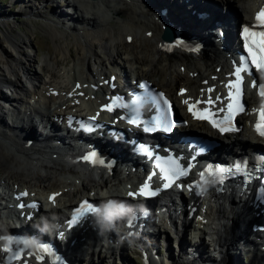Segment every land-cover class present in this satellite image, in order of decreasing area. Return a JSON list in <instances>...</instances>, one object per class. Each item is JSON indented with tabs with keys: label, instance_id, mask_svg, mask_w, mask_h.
<instances>
[{
	"label": "bare ground",
	"instance_id": "bare-ground-1",
	"mask_svg": "<svg viewBox=\"0 0 264 264\" xmlns=\"http://www.w3.org/2000/svg\"><path fill=\"white\" fill-rule=\"evenodd\" d=\"M46 1L48 0H27L28 9L22 4L19 10L35 12V5L40 2L46 3ZM57 1L61 4L66 3L65 7L69 11L65 13L61 10L56 11L52 16L51 13L48 15L50 21L46 24L47 32L55 42V49L52 56H47L45 60V73H47L45 79L29 80L30 77L25 78L22 75L25 81H21L20 74L28 75L30 71L31 57L26 51L30 47L28 35L22 34L21 38L14 36L13 25L9 21L5 23L0 21V25L4 27L0 36V84L12 90V95H8L10 97L0 93V186L3 188L0 192V223H2L0 234L4 232L2 227L5 226L4 217H1V214H4L2 211L8 209L7 211L11 212L8 202L18 187L27 188L31 196L40 199H46L47 195L53 191L60 193L56 200L57 205L61 206L80 199L81 195L89 194L98 186H105L112 182L120 184L121 181L127 183L128 179L131 181V177L136 176L133 174L127 175L126 178L122 177L120 169L125 166L124 161L132 160V155L122 146H120L122 150L118 149V145V148L112 145L113 149H106L103 144H96L99 154L103 156L102 160L105 161L103 165H95L91 161L82 162L80 158L75 160L89 150L84 144L87 143L88 137L74 136L75 140L65 139L63 135L65 129L52 122H50L52 129L47 130L44 118L45 115L48 118V114L44 108L49 109L50 104L59 101L58 107H55L57 115L54 118L62 125L66 121V116L76 107H81L85 112L95 110L108 92L111 84L108 80L109 75L118 71L126 75L132 73L138 78L146 77L159 89L172 94L177 99L174 100L182 115L183 110L179 99L195 95L199 89H205L215 80L224 79V75L230 69L231 49L234 50L233 37H228L224 31V37L219 38L221 41L217 42L205 20L198 18L191 11L193 9L200 12L206 11L208 13L206 21L223 20L228 15L231 16L230 13L227 15L222 11L223 6L233 1L236 5L235 13L245 20L250 17L254 4V0H198L197 5L193 7L180 0ZM46 6L48 5H44L45 8ZM39 12L36 11L41 15ZM68 14L71 16H67ZM66 17L69 18L65 20ZM156 25L158 29L154 30ZM166 26L176 30L173 37H165L171 45H168L162 37ZM223 28L222 25L220 29ZM188 34L193 35L195 39L189 38ZM127 36H132L129 43L123 41ZM178 36L183 43L179 42L176 45ZM204 43H214L215 51H218L219 55L215 52L198 55L201 45H206ZM71 44L74 49L70 48ZM185 44L190 46L185 48ZM127 47L133 48V53L130 56L127 54L121 56L120 49ZM7 48H11V52L7 51ZM169 52L173 54L168 55ZM176 52H181L184 57H180ZM148 53H151V56L147 55ZM16 54L24 56L26 64L20 61ZM203 55L205 56L202 57ZM59 59L61 61H58ZM183 64L185 67L182 69ZM180 69L184 71L181 72ZM205 80L207 84H204ZM77 84L81 87L78 88ZM89 86L94 87V91ZM183 86L188 88L187 94L177 95V91ZM5 115L8 116V121H5ZM242 118L244 123L246 117L242 116ZM189 125L202 128L215 136L223 146L221 154L228 156L241 154L254 147L258 141L246 125L240 133L223 137L207 129L205 123L190 122ZM109 150L111 153L107 154ZM110 158L115 160L112 166L109 165ZM17 171L20 172L17 173ZM248 197L245 193L239 195L235 191L224 192L214 197L212 201L209 200L210 205L203 209L205 214L203 222L190 218L186 214L182 216L180 226L179 223L174 226V222L169 221V226L174 227L175 233L179 236V248H177L179 254L185 253L184 259L188 257L190 260H195L197 264H225L224 261L232 264L230 259L233 260L236 256L231 250L234 247L238 248L241 242L245 243L251 236L259 234L258 242L256 244L251 242L250 245H254V257L256 253L260 255L262 253L256 250L257 248L263 251V256L256 257V259L259 258L256 264H264V232L259 233L252 227L253 220L258 219L260 215H254L258 210L248 204L250 200ZM50 205L51 203L44 202V206ZM184 211L187 210L184 208ZM199 212L200 209H197L195 216ZM172 213L173 211H169L170 215ZM164 222L168 226V222ZM191 223L198 227L202 225L209 230L211 233L209 243H213L212 252L205 247L207 243L203 240L204 235L200 231H196L193 245L188 246L190 253L183 247L186 244L181 246V242L185 240L183 232L192 227ZM127 230L129 228L111 230L108 235L95 239L94 244L99 245L98 242L106 238L111 246L115 245L118 250L126 244L129 246L126 239L120 238ZM134 231L137 234L138 230L134 229L133 235ZM159 231H161L159 227L151 231L142 229L133 241L143 238V244L147 247L137 246L141 248V253L145 252L148 264H153L156 260L161 262V259L165 257L150 258L154 252L153 248L155 253L156 248L149 238L156 237L157 242L158 236L162 234H157ZM105 232V230L101 231V233ZM149 234H151L150 237ZM163 236L167 237L165 234ZM81 237L77 238L75 243L71 244L74 247L67 251L70 264H76L72 260L75 258L74 253L86 242L81 240ZM101 246H104L102 242ZM91 251L94 252L95 249L92 248ZM168 257L171 262L182 259V256L181 258L171 255ZM180 262L194 264L192 261ZM251 264H255V260L251 261Z\"/></svg>",
	"mask_w": 264,
	"mask_h": 264
},
{
	"label": "rangeland",
	"instance_id": "rangeland-1",
	"mask_svg": "<svg viewBox=\"0 0 264 264\" xmlns=\"http://www.w3.org/2000/svg\"><path fill=\"white\" fill-rule=\"evenodd\" d=\"M150 1H152V0H150ZM26 2H27V0H0V21H2L4 23L9 21L10 24L13 25L14 28H13L12 33L14 36H19L21 38L22 34L28 35L27 37L30 41V47L29 48H31V49L28 48V49H26V51H27V54L29 53L30 57H31V61H30V65H29L30 71L28 72V75L27 74L25 75L23 73L20 74L21 81H25V80H23L24 77L22 75H24L25 78L30 77L29 80L30 79L41 80V79H45L46 74H47V73H45L46 72L45 71V69H46L45 68L46 67V61L45 60L47 59V56L48 57L52 56L54 49H55V42L52 39L51 35H49V33L47 32L46 24L49 23L48 21H50V19H48V15L51 13L50 15L52 16L53 14L56 13V11L58 12L61 10L65 11V13H66V11H69V10L65 7V4L61 6L60 1L58 2L57 0L56 1L55 0H48V1H46V3L40 2V3L36 4L35 5V7H36L35 12H30L28 10L27 11H20L19 9H20L22 4H24V7H26V9H28V7L26 6ZM148 3H150V2L148 1ZM46 4L48 6H46V8H45L44 5H46ZM151 5L153 6V7L152 6L151 7L154 8V5L152 3H151ZM226 6L228 9H230V10L232 9L235 12L236 5L233 1H229L228 5H226ZM219 8H221V7H219ZM33 11H34V9H33ZM36 11H40L41 15L37 14L38 12L36 13ZM231 11H229L230 14H232ZM68 13H70V12H68ZM67 16H71V15L68 14ZM230 17H232V16H230ZM240 17L241 16H237V19ZM49 18H50V16H49ZM51 18L53 19V17H51ZM67 18H69V17H66L65 20H67ZM241 19L244 20V18H241ZM167 20H169V19L167 18ZM228 20H230V18ZM234 20H236V18H234ZM172 23H170V24H172ZM169 28L171 31H170V33H167L166 30ZM157 29H158V27L156 25L154 30H157ZM1 30H4V27L0 25V36H1ZM175 31L176 30L174 28H172L170 26L169 27L166 26V28L163 31V36L164 37H173ZM171 33H172V35H170ZM188 35H189L188 36L189 38L195 39L193 35L192 36L190 34H188ZM185 37H186V35H185ZM123 41H126V40H123ZM204 44H206V45H204V46H203V44L201 45V51L198 52V55L208 54V53L213 54L214 52L216 54L219 53L218 51H215L216 46L214 43H212V44L204 43ZM207 46H209L211 48V51H209L210 48H208ZM70 48L74 49L72 44L70 45ZM120 50L122 52L121 56H126V54L130 56V54L133 53V51H134V49L133 48L131 49V47L122 48ZM7 51L11 52V48H7ZM176 53L180 57H184L181 55V52L180 53L176 52ZM150 54L151 53H148L147 55L151 56ZM171 54H173V53L172 52L168 53V55H171ZM16 55L20 61H22L24 64H26V59L24 56L22 57V55H19V54H16ZM204 56L205 55H203L202 57H204ZM58 61H61V60L59 59ZM213 64H215V62ZM129 67H130V65H129ZM183 67H185L184 64L182 66V69H183ZM180 71L183 72L184 70L182 71L180 69ZM128 73H130V72L128 71ZM0 93L5 95V96H8V95L11 96L12 90H11V88L10 89L7 88L3 84H0ZM10 96H8V97H10ZM6 116L7 115H5L4 119H5V121H8V116L7 117ZM22 138H25V137L22 136ZM19 172L20 171H17V173H19ZM35 189H37V187H35ZM188 221H190V220H188ZM191 225H192V223H191ZM159 228L161 229V231H159V233H157V234L162 233V234H160V236H158L159 240H157V242H156V240H155L156 237H152L151 239L149 238V240L153 241V245L156 248V253H155V250L153 248L152 251H154V252L152 254V257H150V258L156 259V257H159V256L160 257L165 256V257H163L161 259L163 262L162 261L158 262V260H156L155 263H153V264H163V263L164 264H174V263L175 264H181L180 261H182V262L192 261L194 264H197L196 262H194L195 260H190L188 257H186V258H188L187 260H186V258L184 259L185 253L183 255H181L182 253L179 254V251H177L178 250L177 248H179V245L176 242L177 234L174 233V230L172 229L173 227L172 228L168 227L167 230H165L162 226ZM190 228H191V226H190ZM189 229L187 230V233H185L186 230L183 232V235L185 236V240L183 239L184 242H181V246H183V244H186V246H183V247L185 248L186 252L190 253L191 250H188L189 249L188 246L193 245V243L195 241L194 238L196 237L197 233L195 236H193L194 234L191 235V231ZM188 232H190V233H188ZM241 232H243V231L241 230ZM163 234L167 235V237H164ZM150 236H151V234H149V237ZM208 236H205V234H204L203 240L205 241V243H207V245H205V247H208V249H210L212 252L211 248L213 246L212 245L213 243L212 244L209 243V240L211 238L209 239L210 236L209 237ZM144 238H147V237L144 236ZM147 240H148V238H147ZM101 242L103 243L104 246H101ZM98 243H99V245H97L96 243L95 244L93 243V245H90V244H87V242H85V244H83V245L79 246V248H77L76 252L74 253L75 258H73V259L71 258V259L73 261H75L76 264H143V261L141 259L142 253H141V251L137 252V248H135V246L132 247V246H130V245L128 246V244H126L125 247L117 250L116 253H115L116 250L114 249L115 251L113 250L112 251L113 254H112V253H110L111 252V244H110V242H108V240L106 238L100 240ZM113 246H115V245H113ZM248 246H249L248 243L242 244V242H241L240 246H238V248L234 247L231 250L232 254L236 256L235 259H233V260H232V258L230 259L232 264H234V263L251 264V261H253V260H255V264H256L257 261L259 260V258L256 259V257L263 256L262 255L263 251L259 250L257 248L256 250H258L259 252H262V253H261V255L259 253H256V255L254 257L253 252H251L252 248L248 247ZM92 248L95 249L94 252L91 251ZM116 248H118V247H116ZM169 255L174 256L175 258H179V256L181 258V256H182L183 260L181 259L180 261H177V262H171L168 260L170 258V257H168ZM187 256H188V253H187ZM160 257H159V259H160ZM214 257L216 258L217 256H214ZM144 258H145V256H144ZM123 261H125V262H123ZM224 262H225V264H230L229 261H224ZM183 264H187V263H183Z\"/></svg>",
	"mask_w": 264,
	"mask_h": 264
},
{
	"label": "snow or ice",
	"instance_id": "snow-or-ice-1",
	"mask_svg": "<svg viewBox=\"0 0 264 264\" xmlns=\"http://www.w3.org/2000/svg\"><path fill=\"white\" fill-rule=\"evenodd\" d=\"M256 21L257 23L255 25H251V26H246L243 31L245 34H247V37L251 38V43L250 44H246L245 47H247L249 54L251 55L252 58V63L255 65V68L258 71H264V8H262L257 14H256ZM259 29V30H256ZM149 35H151V33H149ZM129 39H131L129 37ZM243 63H247V61H244ZM246 72L245 68L242 67H237L235 69L234 72V77H235V84H230V87H234L235 88V93H233L232 91L229 92V98L233 100V103H229L228 104V108L230 111H234L236 108L239 109L240 112H244V106L242 103H240L236 98L239 97L241 95V81L243 80V76L242 73ZM253 87L257 86V80L254 79L253 80ZM77 87H81V85L77 84ZM143 87V85H142ZM261 88V92L260 95L264 96V84L259 86ZM209 91H212L211 89H209ZM185 92L184 89H181V93L183 94ZM161 95H163L161 93ZM221 98L219 96H216L215 99L209 97L206 101H204V103H207L208 105H213L215 104L216 101H219ZM184 103H188V101H184ZM197 103H200V101H197ZM103 110L108 111L109 113L114 111L113 105L111 103L109 104H105L103 105ZM189 111H192V106H189ZM219 111L223 112V108L219 109ZM204 113L207 114H201L198 118L202 119V120H207L209 119V116L211 115V113L208 112V109H204ZM90 120L95 121L96 117H91ZM129 124H138L137 121L135 120H129L128 121ZM214 127L219 128V130L222 133H227V132H235V131H239L238 128L235 127H221L218 124H213ZM171 127V124L167 125L165 127V130H168ZM256 131L259 133L260 136H264V106L261 107V109L259 110V120L256 124ZM144 151H148V149H144ZM83 159L88 162L91 161L92 163L95 164H103L105 163V161H103L98 153L92 152L88 155H85L83 157ZM232 171V169L229 168H220L219 172L220 173H224V174H229ZM235 171L237 172H241V164H236L235 165ZM183 174V173H181ZM203 175V173L201 174ZM167 180V177H166ZM173 184L172 181H168L165 182L163 184V189H168L169 187H171ZM161 189H152L150 188V185L148 184H143L139 187V189L136 192H129L128 195L129 196H145V197H150L153 194H156L160 191ZM21 197L28 195L27 192L24 193H20L19 194ZM60 193H53L49 196V200L52 203H55L56 197L60 196ZM112 201H109V204H111ZM19 206L21 208L25 207L26 205H24L23 203H20ZM93 212H97V208L93 206V204L88 201L87 199H85L84 201H82L81 205L75 210V214L73 215V217L70 219L69 226H75L76 224L79 223L80 219L83 217V215L85 213H93ZM59 236H63V233H58ZM5 251H8L7 249H5ZM14 257L16 259H21V257L14 253L13 254ZM41 257H37V260H40ZM25 264H27L26 260H25Z\"/></svg>",
	"mask_w": 264,
	"mask_h": 264
},
{
	"label": "clouds",
	"instance_id": "clouds-1",
	"mask_svg": "<svg viewBox=\"0 0 264 264\" xmlns=\"http://www.w3.org/2000/svg\"><path fill=\"white\" fill-rule=\"evenodd\" d=\"M130 212L131 207L124 203L112 201L109 204V202H103L97 206L96 222L103 231L114 225L117 220L123 219Z\"/></svg>",
	"mask_w": 264,
	"mask_h": 264
}]
</instances>
